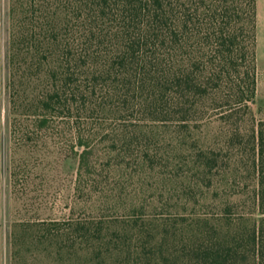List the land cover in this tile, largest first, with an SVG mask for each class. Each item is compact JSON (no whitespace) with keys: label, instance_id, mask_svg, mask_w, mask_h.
Masks as SVG:
<instances>
[{"label":"rangeland","instance_id":"obj_1","mask_svg":"<svg viewBox=\"0 0 264 264\" xmlns=\"http://www.w3.org/2000/svg\"><path fill=\"white\" fill-rule=\"evenodd\" d=\"M69 1L0 0V264H264V0Z\"/></svg>","mask_w":264,"mask_h":264},{"label":"trees","instance_id":"obj_2","mask_svg":"<svg viewBox=\"0 0 264 264\" xmlns=\"http://www.w3.org/2000/svg\"><path fill=\"white\" fill-rule=\"evenodd\" d=\"M84 2V6H86L89 0H82ZM98 8L103 11L108 6H113L115 11L117 12H65L68 13H95L97 16H107L109 15L111 18H118L120 22H118V28L127 33L128 29L138 26V29H143L144 34L154 33L156 29H160V32L163 29L170 30L171 34H175V31L178 29L186 30L188 22L180 21L178 16L182 12H174L176 8H180L179 6L185 4H179L178 1H175V6H172L170 2L165 8L166 1L169 0H96ZM237 0H215L214 8L211 11H219V12H228L231 4H235ZM252 3L254 0H250ZM24 0H11V8L9 12V17L11 20V26L17 27L16 24L23 26L21 23L22 17L27 12H17V8H21L23 6ZM73 5H78L77 1L71 0ZM69 1V3L71 4ZM217 3V5H216ZM29 4V1H28ZM179 4V5H178ZM229 5V6H228ZM81 7V6H79ZM44 8L43 5L39 6V10ZM169 12H166L168 11ZM176 11V10H175ZM36 13V12H33ZM187 13V12H186ZM40 17L42 14L48 15V12H39ZM52 18H55L52 16ZM16 25V26H15ZM19 26V27H20ZM120 30V31H121ZM176 41V40H175ZM170 76L173 80L177 79V75L172 72ZM50 101L46 98H43L42 102L37 106V109L40 114H38L35 123L39 125V127H43L48 123V115L50 109ZM89 155L88 150L84 149L79 155V159L81 164L84 162L86 157ZM254 232V238L255 236Z\"/></svg>","mask_w":264,"mask_h":264},{"label":"crops","instance_id":"obj_3","mask_svg":"<svg viewBox=\"0 0 264 264\" xmlns=\"http://www.w3.org/2000/svg\"><path fill=\"white\" fill-rule=\"evenodd\" d=\"M2 132H3V111L1 106V100H0V151L2 146Z\"/></svg>","mask_w":264,"mask_h":264}]
</instances>
